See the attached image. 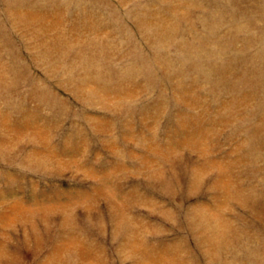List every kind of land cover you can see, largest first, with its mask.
<instances>
[{"label": "rangeland", "instance_id": "374dc122", "mask_svg": "<svg viewBox=\"0 0 264 264\" xmlns=\"http://www.w3.org/2000/svg\"><path fill=\"white\" fill-rule=\"evenodd\" d=\"M0 264H264V0H0Z\"/></svg>", "mask_w": 264, "mask_h": 264}]
</instances>
